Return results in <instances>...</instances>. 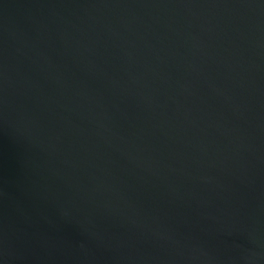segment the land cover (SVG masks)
<instances>
[{"label":"water","instance_id":"95a60500","mask_svg":"<svg viewBox=\"0 0 264 264\" xmlns=\"http://www.w3.org/2000/svg\"><path fill=\"white\" fill-rule=\"evenodd\" d=\"M0 264H264V0H0Z\"/></svg>","mask_w":264,"mask_h":264}]
</instances>
